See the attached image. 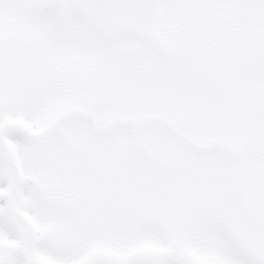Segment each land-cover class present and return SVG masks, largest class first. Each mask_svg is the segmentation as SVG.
<instances>
[{
    "label": "snow or ice",
    "instance_id": "6c2138e0",
    "mask_svg": "<svg viewBox=\"0 0 264 264\" xmlns=\"http://www.w3.org/2000/svg\"><path fill=\"white\" fill-rule=\"evenodd\" d=\"M0 264H264V0H0Z\"/></svg>",
    "mask_w": 264,
    "mask_h": 264
}]
</instances>
